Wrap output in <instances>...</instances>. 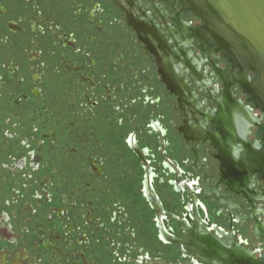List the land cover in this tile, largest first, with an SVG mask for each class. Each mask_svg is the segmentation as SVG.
Wrapping results in <instances>:
<instances>
[{
    "label": "flooded vegetation",
    "instance_id": "obj_1",
    "mask_svg": "<svg viewBox=\"0 0 264 264\" xmlns=\"http://www.w3.org/2000/svg\"><path fill=\"white\" fill-rule=\"evenodd\" d=\"M202 24L179 0H0V264H264V113Z\"/></svg>",
    "mask_w": 264,
    "mask_h": 264
},
{
    "label": "water",
    "instance_id": "obj_2",
    "mask_svg": "<svg viewBox=\"0 0 264 264\" xmlns=\"http://www.w3.org/2000/svg\"><path fill=\"white\" fill-rule=\"evenodd\" d=\"M179 1L182 8L202 20L196 33L201 43L238 69L244 78L239 82L243 92L254 108L264 113V0ZM249 71L255 73V81L249 79ZM254 136L252 140L264 143V125L259 136ZM248 152L250 157L243 164L257 168L264 181V150L248 148Z\"/></svg>",
    "mask_w": 264,
    "mask_h": 264
},
{
    "label": "rangeland",
    "instance_id": "obj_3",
    "mask_svg": "<svg viewBox=\"0 0 264 264\" xmlns=\"http://www.w3.org/2000/svg\"><path fill=\"white\" fill-rule=\"evenodd\" d=\"M198 198H199L203 203L206 204L207 201L204 199L203 196H198ZM206 206H207L208 211H209L210 220H211L212 222H215V223L221 225V226H225V225H226V224H225V218H224L222 215H221V216H217V215L215 214V211H214L213 207H210L208 204H206Z\"/></svg>",
    "mask_w": 264,
    "mask_h": 264
},
{
    "label": "crops",
    "instance_id": "obj_4",
    "mask_svg": "<svg viewBox=\"0 0 264 264\" xmlns=\"http://www.w3.org/2000/svg\"><path fill=\"white\" fill-rule=\"evenodd\" d=\"M187 219L190 220V221H192L191 218H190L189 216H187ZM238 237H239V236H238ZM239 238H240V237H239Z\"/></svg>",
    "mask_w": 264,
    "mask_h": 264
}]
</instances>
